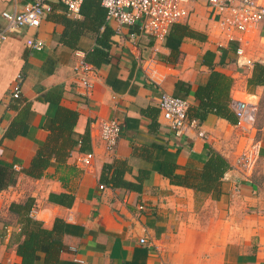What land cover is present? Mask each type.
I'll use <instances>...</instances> for the list:
<instances>
[{
  "label": "crops",
  "instance_id": "crops-1",
  "mask_svg": "<svg viewBox=\"0 0 264 264\" xmlns=\"http://www.w3.org/2000/svg\"><path fill=\"white\" fill-rule=\"evenodd\" d=\"M32 2L0 0V29L5 25L2 12L21 10ZM51 5L52 11L38 28H24L0 47V162L17 174L15 183L0 191V264H20L16 245L23 239L21 225L9 207L28 198L34 201L30 217L44 228L51 229L55 219L68 224L58 264H79L76 260L83 264H264V85L250 84L255 64L264 66V24L255 32L237 35L241 43L219 44L210 10L205 0H198L189 5L188 19L176 24L186 25L203 40L183 37L179 41L172 28L175 24L164 41L143 33L139 23L121 27L112 36L108 63L95 69L91 97L84 99L74 68L94 42L82 37L78 49L62 45L63 26L56 17L66 10L57 1ZM108 25L115 32V26ZM28 38L42 40L44 48H27ZM237 47L253 66L238 65ZM212 70L231 80L232 112L236 100L254 106V130L248 137L214 114L200 122L204 138L192 130L176 135L162 124L158 108L162 92L196 107L194 92ZM18 74L22 87L16 102L10 90ZM46 98H58L60 106L77 112L75 136L89 131L94 158L90 166H79L76 159L83 152L76 147L63 163L52 159L42 177L34 179L24 170L49 135L54 105ZM26 103L29 113L21 135L2 139ZM110 119L119 122L120 136L115 149L107 153L96 124ZM252 138L260 142V153L247 173L235 161ZM206 146L230 166L218 199L171 185L157 169L161 162L176 164L178 174L188 165L199 167ZM115 161L124 162L123 180L140 183V192L100 188L103 166ZM140 172L146 177L140 178ZM60 194L73 198L70 207L50 201L51 195Z\"/></svg>",
  "mask_w": 264,
  "mask_h": 264
},
{
  "label": "trees",
  "instance_id": "trees-1",
  "mask_svg": "<svg viewBox=\"0 0 264 264\" xmlns=\"http://www.w3.org/2000/svg\"><path fill=\"white\" fill-rule=\"evenodd\" d=\"M80 19H71L66 13H59L56 21L61 23L63 31L59 42L69 49H78L82 37H91L93 47L85 52L84 61L93 68L98 69L108 63L112 36L115 32L106 22V10L99 0H83L80 6ZM172 28L177 30L176 38L181 41L183 37L203 40L199 33L190 30L186 25L175 24ZM210 55V54H206ZM210 58L213 56L210 55ZM252 85H264V66L255 64L250 79ZM231 80L227 76L212 70L204 85H200L194 92L198 102L196 107L187 109L189 120L204 121L208 114H214L232 124H236L233 112L229 108V89ZM48 103L54 105V112L49 118V135L44 144L39 146L24 174L39 179L44 170L50 166L51 160L61 164L72 154L77 147L80 152H89V131L75 136L74 126L77 121V112L59 105L58 98H46ZM18 101V99H13ZM29 104L26 103L18 115L12 120L2 139L12 140L21 135L26 125ZM201 166L188 165L183 174H178V166L174 163L161 162L157 168L160 174L167 178L171 185L192 189L196 194H209L218 199L221 193L220 186L225 173L230 169L228 162L209 146L198 158ZM123 161H115L103 166L99 183L116 189L123 188L129 191L140 192L142 186L123 180ZM140 178L146 177L140 172ZM16 172L8 165L0 162V191L13 185L16 181ZM67 199L68 203L64 200ZM50 201L70 207L73 198L66 194L51 195ZM34 201L28 198L23 203H11L9 210L17 215L21 225L20 235L23 237L16 245V255L20 257V264H58L60 253L65 249L62 237L66 233L67 225L61 219H55L53 227L46 229L42 223L30 217Z\"/></svg>",
  "mask_w": 264,
  "mask_h": 264
},
{
  "label": "built area",
  "instance_id": "built-area-1",
  "mask_svg": "<svg viewBox=\"0 0 264 264\" xmlns=\"http://www.w3.org/2000/svg\"><path fill=\"white\" fill-rule=\"evenodd\" d=\"M57 1L65 7L68 16L80 17V6L83 0H33L17 11H4L1 14L5 25L0 29V47L7 38L20 32L22 29H36L42 18L52 11V2ZM198 0H99L106 10V22L115 26V33L121 27L132 26L139 23L140 30L156 41H164L171 26L185 21L191 15L189 5ZM210 10L211 21L216 35L226 43L239 42L236 36L255 32L264 24V0H205ZM27 48L40 51L44 48L42 40L28 38L25 42ZM238 65L251 67L253 61L247 57L241 47L235 50ZM74 76L80 96L89 99L92 95L96 81L95 68L84 60L78 62L74 68ZM22 77L18 74L10 90L12 99H19L21 95ZM158 108L162 124L170 128L176 135L194 131L198 137L204 138L198 120H189L187 117L188 102L183 98L174 97L162 92ZM233 113L236 117L235 127L240 134L248 137L254 130L255 108L252 104L236 100L233 103ZM98 136L104 150L111 153L120 136V124L114 119L100 120L96 124ZM260 142L252 138L242 152L238 155L235 165L250 173L254 169L260 153ZM1 155V150H0ZM94 154L92 151L80 154L76 163L81 167L90 166ZM103 188V186H100ZM71 219V217H69ZM143 239L140 243H144ZM73 251H75L73 249ZM79 264L83 261L76 260ZM2 264H14L5 262Z\"/></svg>",
  "mask_w": 264,
  "mask_h": 264
},
{
  "label": "rangeland",
  "instance_id": "rangeland-1",
  "mask_svg": "<svg viewBox=\"0 0 264 264\" xmlns=\"http://www.w3.org/2000/svg\"><path fill=\"white\" fill-rule=\"evenodd\" d=\"M259 54H260V52H259ZM258 58L261 60L263 59V57L261 55H258Z\"/></svg>",
  "mask_w": 264,
  "mask_h": 264
}]
</instances>
